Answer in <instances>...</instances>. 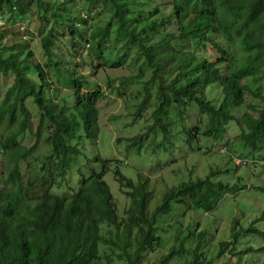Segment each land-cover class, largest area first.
Wrapping results in <instances>:
<instances>
[{
	"label": "trees",
	"instance_id": "obj_1",
	"mask_svg": "<svg viewBox=\"0 0 264 264\" xmlns=\"http://www.w3.org/2000/svg\"><path fill=\"white\" fill-rule=\"evenodd\" d=\"M80 1L88 8L81 9L77 0H0V16L10 11L4 17L13 23L20 14L19 19H26L25 11L37 6L38 35L47 62L34 64L29 47L19 55L14 50L0 54V74L12 80L0 99V264H101L102 246L117 250L125 264H142L146 255L161 247L157 223L171 213L174 203L211 210L222 195L219 182L178 178L149 211V178L138 173L132 179L117 166L114 175L127 201L119 207L104 179L114 159L97 151L87 164L78 161L85 154V141L93 140L96 146L102 140L98 103L105 91L80 72L76 61L73 67L64 65L61 48L55 49L61 28L76 52L86 48L96 67L100 63L121 67L142 59L139 72L122 77L118 87H131L143 77L144 66L149 68L147 83L157 88L153 123L123 139L129 149L160 157L179 119L190 146L201 135L221 138L233 119L247 130L241 136L245 144L256 149L264 143V106L253 107L258 115L246 112L241 120L232 113L247 89L257 99L262 97L264 0H178L168 16H162L157 0ZM49 67L52 77L44 72ZM111 81L107 77L108 84ZM63 90L67 92L62 94ZM34 109L39 118L32 131L34 141L26 146L20 136L32 129ZM194 110L196 123L190 121ZM156 129L160 139H152ZM146 138L151 143H144ZM44 148L47 152L41 153ZM94 161L101 163L100 171L92 170ZM21 162L34 168L24 175ZM39 165L48 170L34 174ZM24 177H29L26 183L21 182ZM196 234L202 240L207 236L204 231ZM201 243L189 248L171 245L158 264H183L184 254L187 264H210Z\"/></svg>",
	"mask_w": 264,
	"mask_h": 264
},
{
	"label": "rangeland",
	"instance_id": "obj_2",
	"mask_svg": "<svg viewBox=\"0 0 264 264\" xmlns=\"http://www.w3.org/2000/svg\"><path fill=\"white\" fill-rule=\"evenodd\" d=\"M77 4L81 9L88 8L84 1L77 0ZM34 8L24 13L30 21H19L23 27L28 28L26 35L25 29H21L17 24L16 27H7L9 34L4 35L1 42L4 44V49H0V54L14 50V53L19 55L23 49L27 51L29 47L35 53L36 63L41 61L46 63L42 59L41 41L36 34L41 14ZM46 24L49 28V22ZM59 31L62 39L57 41L55 49L61 48V58H65L64 65L73 67L76 61L80 72L87 74L90 80L98 82L105 91L98 103L102 140L98 141L99 144L96 146L93 140L85 141L83 144L84 151L90 158L94 156L96 148H99L102 155L114 159L104 179L109 184L111 193L118 200L120 208L124 207L127 201L114 175L117 166L125 176L132 179L136 180L138 173L149 178L151 190V196L147 201L149 211L157 207L168 185L177 183L178 178L182 180L205 177L211 170H215L218 171L216 180L235 186V191L226 193L218 206L211 210L196 207L187 209L185 206L174 203L171 213L165 214L157 223V234L163 240L161 247L154 252L156 254L146 255L142 264L153 262L158 264L160 255L168 253L167 249L171 245L178 247L183 243L186 248H189L192 244L197 245L201 241L202 251L203 253L205 251V256L208 252L210 264H264V147L253 149L245 144L239 138L240 129L235 121L229 122L227 132L221 138L216 140L213 137L201 135L200 139L190 146L185 141V134L181 128L182 121L179 119L172 126V137L167 139L170 141H165V146L162 148L163 154L160 153V157L154 152L147 153L143 150L140 153L135 148L129 149L127 140L123 139L133 137L153 123L151 115L157 102V88L156 85L147 83L151 75L149 68L144 66L143 77L138 81L134 80L136 82L133 81L131 87H118L122 77L139 72L142 59H135L134 65L108 67L100 63L99 67H96L97 61L90 64L86 48L76 52L77 48L73 46L68 34L63 33L62 28ZM119 43L116 42L117 46H120L121 43ZM70 51L75 52L73 57L68 56ZM66 60L69 61L68 64ZM87 61L89 64H86ZM9 77L0 74V99L4 95L7 84L12 82ZM107 77L112 79L111 84H108ZM261 81L260 90L261 95L264 96V76ZM113 85L116 86L114 89L111 87ZM66 92L63 90L62 94ZM247 103L262 106V102L250 94H247ZM141 108L144 109L141 116L134 121ZM32 118V129L20 136V142L26 146H30L34 141L32 131L35 130L39 118L35 109ZM197 118L198 113L194 110L190 121L196 123ZM203 122H207L206 117H203ZM158 130L156 129L152 139L154 137L160 139L162 134ZM119 138L121 140L117 142ZM149 140L146 138L143 142L151 143ZM198 146L208 151L198 150ZM223 146L226 149L220 151ZM43 152H47V149L44 148L41 153ZM236 159H241L243 163L237 164ZM79 162L84 164L86 158H79ZM2 166L3 162L0 161V175ZM28 167L29 164L24 163L22 171L25 172ZM106 229L104 225V231ZM198 231L207 232L205 239L199 238L196 234ZM225 241H230L232 244L223 246ZM101 250L105 253L101 256V264H125L117 250L116 252L106 251L105 246H102ZM106 254L110 256L109 259ZM205 256H202V260ZM181 257L183 264H187L189 261L187 255L184 254Z\"/></svg>",
	"mask_w": 264,
	"mask_h": 264
},
{
	"label": "clouds",
	"instance_id": "obj_3",
	"mask_svg": "<svg viewBox=\"0 0 264 264\" xmlns=\"http://www.w3.org/2000/svg\"><path fill=\"white\" fill-rule=\"evenodd\" d=\"M157 2L159 3V9H160V12H161V14H162V16H168V15H172L173 14V12L177 9V6H178V0H157ZM4 14H10V11L9 12H6V11H4V13H3V16H0V34L2 33V32H4L3 34L5 35V34H9L8 32H7V27L9 26V27H11V26H15L16 27V24L19 26V27H21V29H25V35L28 33V28L27 27H23V24L22 23H20L19 21H25V20H27V21H30V19L29 18H26V19H19V17H21V16H23L22 14H20L19 16H17V21L16 22H11V21H8V18H5L4 17ZM39 20H40V18H39ZM40 23H41V21H40ZM38 27H39V25H38ZM60 33V32H59ZM36 34H38V28L36 29ZM39 36V35H38ZM27 37V36H26ZM26 37H24V38H26ZM68 37H69V35H68ZM39 38H41L40 36H39ZM62 39V38H61ZM34 53V52H33ZM61 54V53H60ZM41 55H42V52H41ZM34 58H35V53H34V57H33V63L34 64H39V65H47V62H46V59H44V57L42 56V59L43 60H45V62L46 63H43V61H41L40 63L38 62V63H36L35 61H34ZM63 60V59H62ZM44 72H46L47 74H48V76L49 77H52V70H51V68L49 67V68H46L45 70H44ZM6 90V89H5ZM4 94H5V91H4ZM247 94H250V95H252L255 99H257L253 94H251V92H249L248 91V89L245 91V94H244V101L240 104V105H238V106H236V107H234V108H232V113L234 114V116L236 117V118H238V119H242L243 118V115L246 113V112H249V113H251L253 116H255V115H258V113H256V110H254L253 109V107H257V104H254V103H247ZM260 94H261V91H260ZM4 96V95H3ZM259 101H261L262 102V106H259L260 108H262L263 106H264V96H262L261 97V99H258ZM242 111V112H241ZM198 113V112H197ZM207 115H205V116H203V117H206ZM230 121H235L236 122V124L238 125V127H239V129H240V134H239V138L245 143V140H243L242 139V133L243 132H247V130H246V128H245V126L243 125V126H241L239 123H238V121H237V119H233V120H230ZM229 121V122H230ZM229 124V123H228ZM228 124H227V126H228ZM227 126H226V129H225V133L227 132ZM224 134V133H223ZM222 134V135H223ZM247 145H249V146H251L253 149H255L254 148V146H252V145H250V144H247ZM261 147H264V143H260L259 145H258V148H261ZM258 148H256V149H258ZM98 148H96V152L97 151H99V150H97ZM198 149V148H197ZM226 149V147H222L221 149H220V151H224ZM199 150V149H198ZM201 151H203V152H207L208 150L207 149H202V147H201ZM96 152H95V154H96ZM85 153V152H84ZM101 153V152H100ZM94 154V155H95ZM102 155V154H101ZM102 156H104V155H102ZM94 157V156H93ZM104 157H106V158H108L107 156H104ZM79 158H86V162L84 163V164H81L80 162H79V164L80 165H85V164H87L88 163V161H89V159H92V158H90L86 153L85 154H83V155H81ZM116 160H118V159H116ZM78 161H79V159H78ZM113 163V162H112ZM236 163L237 164H242L243 163V161L241 160V159H236ZM100 166H101V163L100 162H96V161H94V163H93V166H91V168H92V170L93 169H95V170H97V171H100ZM34 168V166H33V164H29V167H28V169L25 171V172H23L22 171V174H26V173H28L29 171H31L32 169ZM110 168H111V164H110ZM48 170V168L46 167V168H43L42 167V165H39L37 168H36V170H35V172H34V174H42V173H44V172H46ZM110 170V169H109ZM108 170V171H109ZM85 171H89L88 169H85ZM213 172H215V170H211L210 172H209V174L207 175V176H205V177H197V178H201V179H203V180H206V179H210V180H212V181H214V182H219V183H221L222 184V186H223V191H222V195H221V197L219 198V200L217 201V203L215 204V205H213V207H211L212 209L213 208H216L217 206H218V204H219V202L221 201V199L223 198V196L226 194V193H228L229 191H231V190H234L235 191V186H231L229 183H225V182H223V181H221V180H216L215 178H216V176H217V174H218V171H216V173L215 174H213ZM29 179V177H24V178H22L21 179V182L22 183H26V181ZM226 242H229V241H225V243ZM230 244H232V242H230Z\"/></svg>",
	"mask_w": 264,
	"mask_h": 264
},
{
	"label": "bare ground",
	"instance_id": "obj_4",
	"mask_svg": "<svg viewBox=\"0 0 264 264\" xmlns=\"http://www.w3.org/2000/svg\"><path fill=\"white\" fill-rule=\"evenodd\" d=\"M19 27V26H18ZM229 111V110H228Z\"/></svg>",
	"mask_w": 264,
	"mask_h": 264
}]
</instances>
